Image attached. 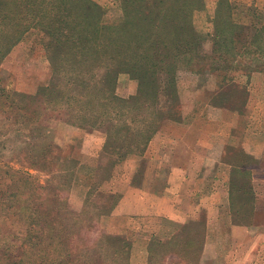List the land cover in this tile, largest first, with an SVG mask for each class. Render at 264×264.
<instances>
[{
  "label": "rangeland",
  "instance_id": "obj_1",
  "mask_svg": "<svg viewBox=\"0 0 264 264\" xmlns=\"http://www.w3.org/2000/svg\"><path fill=\"white\" fill-rule=\"evenodd\" d=\"M91 1L105 10L103 22L115 23L121 18V0ZM166 1L179 9H187L189 23L201 36V55L207 58L179 62L175 76L177 95L171 97L161 88L158 94L160 111L166 112L171 102L177 103L179 111L175 116L178 120L183 117L193 119L200 129L202 143L214 148L211 153L223 151L221 160L224 163L234 160L243 162L247 156L248 164L253 167L250 181L247 174L235 175L234 178L238 185L246 188L250 185L252 188L258 211L257 221L254 222L256 226H247V232L233 233L227 229L225 220L215 222L205 240L201 263L264 264V72L243 70L244 64L250 61L245 56L256 54V48L247 47V44L255 30L264 24V0ZM224 22L226 25L223 26ZM215 26L223 30V37L215 38ZM51 52L50 38L33 28L22 35L0 61V89L11 99L1 96L0 90V264H9L10 257L15 261L17 247L27 237L25 205H28L31 197L34 201L51 199L52 193H49L48 187L59 186L54 169L59 168L62 160L74 174L69 181L66 179V185L61 190L65 207L71 213L78 214L72 224L76 226L75 230L72 227L69 232L71 236L78 235V240L72 239V248L80 250L91 245L103 233L119 236L130 244L129 263L137 264L130 258L133 243H140L133 241V235L129 232L113 233L111 229L102 228L101 217L110 212L105 207V195L115 189L122 192L130 180L138 156L130 155L111 169L112 161L116 158L103 150V130L80 116L88 108L79 109L67 102L57 104L56 96L51 92L40 93L41 88L53 87L62 81L53 72L54 57L51 59ZM220 57L227 60L234 57L240 62L235 64L240 66L237 69L241 70L213 71L212 68L221 64ZM213 61L217 64H213ZM223 75L233 78L234 85L228 86L222 82ZM138 86L137 80L120 73L116 78L114 93L119 98L128 99L137 94ZM52 89L56 91L58 87ZM23 95L31 96L34 100ZM69 95L78 97L80 94L73 90ZM23 105L30 110H19ZM119 109L131 115L125 107ZM174 123L179 122L165 120L160 129ZM50 144L58 145L63 150L59 155L61 161L46 152ZM41 154L43 157H40ZM150 162V179L155 176L164 179L152 158ZM220 169L219 185L216 187L220 194H225L226 188H229L231 167L226 164ZM49 171L53 172L52 176ZM32 185L37 190H31ZM206 185V182L203 183L201 189L210 188ZM239 202L240 199L236 198V203ZM8 206L11 215L7 213ZM245 222L250 224L249 219ZM85 226L90 229L82 230ZM156 238L166 237L159 233ZM112 247L115 248V245ZM137 247L134 250H139ZM253 247L255 249L251 252ZM23 256V264L35 263V259H30L27 253ZM59 256L60 252L50 251L45 255L43 264H54L53 261ZM107 256L112 255L109 252ZM107 260L104 258L102 263ZM175 261L172 257L164 264H175ZM117 263L114 261L112 264Z\"/></svg>",
  "mask_w": 264,
  "mask_h": 264
},
{
  "label": "trees",
  "instance_id": "obj_2",
  "mask_svg": "<svg viewBox=\"0 0 264 264\" xmlns=\"http://www.w3.org/2000/svg\"><path fill=\"white\" fill-rule=\"evenodd\" d=\"M178 2L176 0L174 3ZM121 8L122 15L117 22L105 23V10L91 0H0V61L30 29L36 28L47 35L52 45L51 59L54 57L53 72L62 81L59 85L55 83L53 87L49 85L39 91L51 92L56 96L57 104L67 102L79 109L88 108L80 116L103 130V150L116 158L112 161L111 169L130 155L142 156L165 120L179 122L177 103L171 102L166 112L160 111L159 91L162 88L171 97H176L175 76L179 62L207 58L201 55V36L189 23L187 9H179L166 0H121ZM215 29V38L223 37V30L217 26ZM247 47L256 48V57L254 54L246 55L250 61L244 64L243 70L264 72V24L255 30ZM219 59L221 64L212 68L213 71L241 70L237 69L240 66L235 64L240 62L234 57L230 60ZM213 64L217 63L213 61ZM120 73H126L138 81V91L134 97L122 99L115 95L116 78ZM221 81L228 86L234 85L233 78L229 79L227 75H223ZM54 87L58 89L53 91ZM0 90L1 96L11 100ZM73 90L80 95L70 96ZM23 97L34 100L31 96ZM167 101L169 103L170 98ZM119 107H125L131 115ZM19 110L30 109L23 105ZM47 150L55 156V160H62L59 155L63 150L58 145L50 144ZM40 157H43L42 154ZM63 162L54 169L59 186L48 187L49 193H52L51 199L34 201L31 197V201L25 205L27 237L18 245L15 261L13 257L9 258V264H23L21 258L26 253L30 259H35V263L43 264L45 255L53 250L60 252L54 264H112L114 261L117 264H130V244L119 236L103 233L91 245L80 250L72 248V239L78 240V235L71 236L69 232L72 227L75 230L76 226L72 224L78 214L71 213L65 207L61 190L66 185V179L69 181L74 174ZM225 164L231 167L229 198L232 221L252 226L256 214L252 188L250 185L247 188L238 185L234 177L247 174L249 179L253 167L248 164L247 156L243 162L234 160L225 161ZM36 165L38 168V161ZM49 174L52 176L53 172L49 171ZM31 188L37 190L35 185ZM236 198L241 202L237 204ZM105 207L109 211L113 205L111 203ZM7 210L11 215L9 206ZM69 215L73 216L72 221ZM246 219L250 220V224L245 222ZM204 244V222L190 220L171 237L163 241H150L146 264H164L172 257L176 260L175 264H202ZM109 252L112 256H107ZM104 258L108 260L102 263Z\"/></svg>",
  "mask_w": 264,
  "mask_h": 264
},
{
  "label": "crops",
  "instance_id": "obj_3",
  "mask_svg": "<svg viewBox=\"0 0 264 264\" xmlns=\"http://www.w3.org/2000/svg\"><path fill=\"white\" fill-rule=\"evenodd\" d=\"M213 149L202 143L200 129L193 119L183 117L179 123L163 126L152 138L144 154L137 157L122 192L116 189L108 192L106 205L112 203L113 207L101 217L102 228L133 235V241L140 245L132 242V262L145 263L148 243L171 237L189 218L204 222L205 240L219 220H225L227 229L233 233L247 232V226L232 221L229 188L220 194L216 187L218 172L226 164L221 160L223 151L214 154ZM151 158L164 179L157 176L150 179ZM205 182L210 188L202 190ZM159 233L166 238H156Z\"/></svg>",
  "mask_w": 264,
  "mask_h": 264
}]
</instances>
